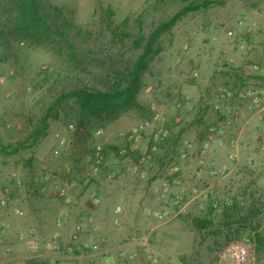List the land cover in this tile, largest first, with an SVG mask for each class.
I'll return each mask as SVG.
<instances>
[{
    "label": "rangeland",
    "instance_id": "374dc122",
    "mask_svg": "<svg viewBox=\"0 0 264 264\" xmlns=\"http://www.w3.org/2000/svg\"><path fill=\"white\" fill-rule=\"evenodd\" d=\"M200 1L39 0L56 32L45 38L17 33L14 1L0 0L2 141L26 143L64 92L123 84L141 53L135 42ZM243 17L256 24L253 32L238 26ZM159 48L142 77L139 107L76 135L69 102L50 117L37 145L0 155V264H145L148 254L155 264H238L227 249L247 243L245 264H264V112L254 115L238 97L249 87H264V0H225L190 12L162 34ZM221 86L230 93L227 101L219 97ZM226 104L239 110L238 120ZM154 113L164 120L167 137L151 163L135 169L150 148L152 130L136 143L127 134ZM211 128L223 134L207 145ZM57 135L66 143L55 156ZM96 145L106 151L93 175ZM211 166L229 173L213 178ZM112 172L115 178H109ZM66 179L75 183L69 203L54 194ZM207 189L213 194L206 196ZM178 194L182 200L174 204ZM228 201L238 202L237 210L227 211ZM155 210L169 215H147ZM198 219L210 223L199 229ZM76 225L82 228L80 250L58 257L49 243L57 234L67 245Z\"/></svg>",
    "mask_w": 264,
    "mask_h": 264
},
{
    "label": "trees",
    "instance_id": "16d2710c",
    "mask_svg": "<svg viewBox=\"0 0 264 264\" xmlns=\"http://www.w3.org/2000/svg\"><path fill=\"white\" fill-rule=\"evenodd\" d=\"M13 1L16 6L14 30L17 33L33 37L44 36L45 38H49L52 33L56 34L41 14L39 0ZM224 1L201 0L183 7L172 17L160 23L147 37H140L135 42L136 47L141 48V53L124 74L123 84L117 82L107 90L80 88L60 94L48 108L46 114L40 119L38 128L29 136L26 143L12 146L5 144L0 138V155L8 157L18 153L21 149L37 145L45 135L50 117L69 102L73 103L70 109L73 120L76 123V135L82 134L89 127H104L117 120L122 114L139 107L137 96L141 89V80L151 61L160 52L159 39L162 34L171 30L184 15L205 9L212 4H221ZM59 37L61 41H66L64 33L60 32ZM105 151L103 148V155ZM238 206V202H235L227 211L237 210ZM209 223V220L198 219L196 226L199 229H204Z\"/></svg>",
    "mask_w": 264,
    "mask_h": 264
},
{
    "label": "built area",
    "instance_id": "2783aa9c",
    "mask_svg": "<svg viewBox=\"0 0 264 264\" xmlns=\"http://www.w3.org/2000/svg\"><path fill=\"white\" fill-rule=\"evenodd\" d=\"M256 24H250L247 22V18L243 17L239 20L238 26L245 27L246 33H251L254 31ZM244 47V46H242ZM250 49V47H248ZM255 70H258L257 66L253 67ZM219 97L223 101H227L230 93L225 87H220L218 89ZM238 97L246 102L247 109L250 112H253L254 115H258L261 117V114L264 112V87H249L247 90H244L238 94ZM224 109L230 114V117L233 120H238L239 118V110L235 107H232L230 104H226ZM72 125H69L71 128ZM152 130L151 135V145L149 150L141 156L138 161L136 162V168L139 169L142 165H147L151 163L152 160V153L156 150L157 145L164 141L167 137V131L164 127V120L159 116L158 113H154L150 120L143 121L136 126H134L127 134V138L130 142L136 143L139 141L142 132L146 130ZM101 131H97L96 135H100ZM223 134V130H215L214 128L209 129V132L206 136V144L216 142V137H220ZM57 144L54 149V155L57 156L61 153L62 149L65 146L66 140L60 135L56 136ZM124 152V151H123ZM105 158L103 155V147L101 145H96L93 151V155L90 158L91 163V171L93 175H98L101 171V168L104 164ZM69 170H67V173ZM209 175L213 178L223 179L228 175V168H217L215 166H211L208 170ZM117 174L114 172L110 173L108 176L109 178H115ZM124 174H122L123 176ZM17 185H20V182H16ZM75 183L72 180L66 179V182L63 184H58L54 186V194L60 200L64 201L65 203L70 202V195L71 191L74 189ZM206 196H210L213 194V191L207 189L205 192ZM95 201L94 194L91 196ZM182 200V195L178 194L175 196L174 204H179ZM227 205H232L231 201L227 202ZM14 212L16 214H20L21 212L18 209H15ZM121 212V207L118 206L115 209V213L118 214ZM148 216L153 217L157 220L166 219L169 215L168 211H149L147 212ZM61 224V219L57 220V225ZM82 228L80 225H76L74 230L70 236V242L67 245L60 244L57 239L58 236L55 234L53 236L52 241L49 243V247L58 254L60 258H70L76 256L77 252L80 250L78 244V240L81 234ZM32 245V242L28 243ZM249 244H233L227 249V256L230 258L235 259L238 264H245L249 259ZM146 246V244H144ZM10 251V249H8ZM96 253H93L94 256ZM157 259L152 255L148 254L147 262L145 264H155ZM117 264H123L122 262H118Z\"/></svg>",
    "mask_w": 264,
    "mask_h": 264
},
{
    "label": "crops",
    "instance_id": "0c3cea01",
    "mask_svg": "<svg viewBox=\"0 0 264 264\" xmlns=\"http://www.w3.org/2000/svg\"><path fill=\"white\" fill-rule=\"evenodd\" d=\"M167 262H169V263H170L171 261H170V260H168ZM165 263H166V261H165Z\"/></svg>",
    "mask_w": 264,
    "mask_h": 264
}]
</instances>
